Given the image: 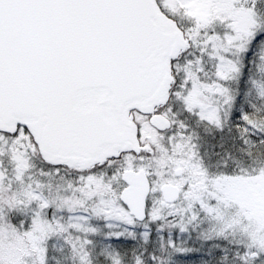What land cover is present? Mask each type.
I'll return each mask as SVG.
<instances>
[{
    "label": "snow or ice",
    "instance_id": "obj_1",
    "mask_svg": "<svg viewBox=\"0 0 264 264\" xmlns=\"http://www.w3.org/2000/svg\"><path fill=\"white\" fill-rule=\"evenodd\" d=\"M0 264H264V0H0Z\"/></svg>",
    "mask_w": 264,
    "mask_h": 264
}]
</instances>
